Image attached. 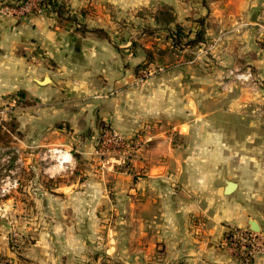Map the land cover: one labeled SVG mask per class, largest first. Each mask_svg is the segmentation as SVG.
<instances>
[{"label": "crops", "instance_id": "obj_1", "mask_svg": "<svg viewBox=\"0 0 264 264\" xmlns=\"http://www.w3.org/2000/svg\"><path fill=\"white\" fill-rule=\"evenodd\" d=\"M60 1L76 20L49 8L26 16L0 13V106L7 95L23 90L17 97L27 101L26 112L19 120L28 133H50L55 123L68 120L82 137L77 140L82 148L95 144L101 122L127 136L138 132L141 175L116 176L117 202L109 203L137 219L133 256L151 264H240L225 244L228 230H251L255 220L264 232V124L253 119L255 109L240 107L260 95L234 84L232 91H221L227 81L220 72L198 76L185 69L141 82L134 68L150 46L127 36L142 35L140 27L154 25L153 13L166 5L176 22L193 20L194 28L203 20L207 37L222 35L219 68L246 61L262 73L258 37L264 35V0ZM122 20L134 26L121 29ZM226 99L230 103L221 106ZM245 115L251 117L247 122ZM228 181L236 186L227 193ZM67 184L62 194L73 201L64 204L70 212L80 193L74 176ZM99 194L108 197L102 189ZM83 209L98 222L107 210L100 202ZM63 224L67 243H84L73 218ZM55 239L44 231L34 244L32 264H71L67 253H57ZM252 264H264V252Z\"/></svg>", "mask_w": 264, "mask_h": 264}, {"label": "rangeland", "instance_id": "obj_2", "mask_svg": "<svg viewBox=\"0 0 264 264\" xmlns=\"http://www.w3.org/2000/svg\"><path fill=\"white\" fill-rule=\"evenodd\" d=\"M192 21L178 22L187 29L186 41L195 35V30L189 24ZM127 25L129 28L134 26L131 22L122 20L119 28ZM140 28L142 35L127 36L129 39L133 37V41L136 39L138 43L150 46L144 52L143 62L137 65L143 66L138 71L134 68L136 79L143 82L152 76H165L185 69L198 76H213L220 72L227 81L219 87L221 91H232L231 86L234 84V87L244 93L260 95L245 100L240 107L255 109L253 119L257 120V125L264 124V94H261L264 92V72L258 73L246 61H242L237 67L219 68L216 48L222 44V35L217 38L205 35V39L196 45L183 44L173 48L171 28L168 30L151 22H145ZM258 42L264 47V35L258 37ZM209 86L213 89L216 84ZM26 102L17 97V94H10L0 106L1 263L32 264L31 257L36 248L34 244L47 231L56 236L57 253H67L71 264H151V260L145 263L133 256L138 252L139 237L134 213L132 216L127 212L117 213L116 205L112 208L109 204L117 202L116 176L129 175L135 180L141 175L136 163L139 133L127 136L119 133L110 123L101 122L95 144L82 148L77 143L82 137L74 131L68 120L55 123L54 126L58 127H53L50 133L40 129H33L28 133L19 120L26 112ZM227 103L230 100H224L221 106ZM248 118L251 117L245 115L246 122ZM225 121L226 117L221 120ZM114 131L129 144L121 146L110 141L103 144L104 134L109 137ZM66 153L69 154L67 158L64 157ZM115 158H124L127 166L121 167ZM31 164L34 166H30ZM73 176L80 194L74 201L76 210L67 212L64 204L73 201L64 197L66 194H62V188L65 187L66 191L69 189L67 183L72 182ZM101 189L107 198L101 197ZM94 193L98 195L97 198ZM99 202L107 210L100 213L98 222L95 213L84 211L83 207L87 203ZM122 215L127 218L126 221L121 220ZM66 217L75 221V228L84 241L80 246L67 243L64 239L63 220ZM67 223L72 226L71 221ZM107 249L113 254H106ZM8 251L10 255L6 254Z\"/></svg>", "mask_w": 264, "mask_h": 264}, {"label": "built area", "instance_id": "obj_3", "mask_svg": "<svg viewBox=\"0 0 264 264\" xmlns=\"http://www.w3.org/2000/svg\"><path fill=\"white\" fill-rule=\"evenodd\" d=\"M41 0H22L21 2H16L15 5H2L0 7L1 14H18L20 16H26L32 13H38L47 7L40 5ZM110 141L117 145L126 146L127 143L122 136L114 131L108 137L104 134L102 143ZM115 161L121 167L127 166V161L124 158H115ZM228 232H231L230 238H225L226 246L236 255L240 257V264H252L254 257L264 252V232L252 231L241 228L232 227Z\"/></svg>", "mask_w": 264, "mask_h": 264}, {"label": "trees", "instance_id": "obj_4", "mask_svg": "<svg viewBox=\"0 0 264 264\" xmlns=\"http://www.w3.org/2000/svg\"><path fill=\"white\" fill-rule=\"evenodd\" d=\"M14 1L21 2L22 0H7L5 2L0 1V7L2 5H7V6L15 5L16 3H14ZM40 5L57 11L60 16H64L65 14H68L67 18H69L70 20H76L77 19V17L75 15L69 13L68 7L64 3V1L41 0ZM152 16L158 25H160L164 28H167L168 30H170V28L172 29L171 30V32H172L171 47H173V48L179 47L183 44L196 45L197 43H199L200 41H203L205 39L203 20H197V24L193 28L195 30L194 37H191L190 39H188L186 41L185 37L187 35V29L183 25H181L180 23L176 22L174 11L171 7L166 6V5H162L161 7H159L158 10H156L153 13ZM94 30L96 32H99L100 34L104 33V31L101 29H94ZM142 66L143 65L137 66L136 70L138 71V69H140ZM17 95L21 96V97L24 96V91L20 90L17 93ZM231 229H233V228H231ZM230 237H231V232H228L226 234V238H230ZM237 258L240 260V257H237Z\"/></svg>", "mask_w": 264, "mask_h": 264}, {"label": "water", "instance_id": "obj_5", "mask_svg": "<svg viewBox=\"0 0 264 264\" xmlns=\"http://www.w3.org/2000/svg\"><path fill=\"white\" fill-rule=\"evenodd\" d=\"M235 186H236V183H234L232 181H228L226 183V191H227V193L231 192L234 189ZM250 225H251L250 229L252 231H257V232L261 231L260 225L255 220H251L250 221Z\"/></svg>", "mask_w": 264, "mask_h": 264}]
</instances>
